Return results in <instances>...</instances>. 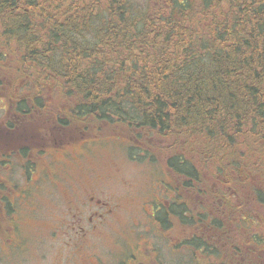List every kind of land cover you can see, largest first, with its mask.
<instances>
[{
  "label": "trees",
  "instance_id": "1",
  "mask_svg": "<svg viewBox=\"0 0 264 264\" xmlns=\"http://www.w3.org/2000/svg\"><path fill=\"white\" fill-rule=\"evenodd\" d=\"M8 56L30 86L20 98L9 77L8 98L21 116L48 109L52 140L161 153L174 186L155 223L188 232L175 244L192 264H264V0H0V69Z\"/></svg>",
  "mask_w": 264,
  "mask_h": 264
},
{
  "label": "rangeland",
  "instance_id": "2",
  "mask_svg": "<svg viewBox=\"0 0 264 264\" xmlns=\"http://www.w3.org/2000/svg\"><path fill=\"white\" fill-rule=\"evenodd\" d=\"M8 59H3L6 69H0V135L9 127L15 132L0 137V153L5 156H0V200L5 195L12 212L0 218V264H192V251L185 246L176 249V227L164 231L152 220L161 215L159 205L171 198L174 186L163 162L151 159L152 153L154 157L161 153L130 149L137 142L109 134L84 139L65 133L52 140L48 109L16 114L4 83L9 77L17 83L20 98L29 95V85L15 80L14 58ZM12 82L6 83L12 87ZM44 95L54 104L60 99L56 90ZM22 143L33 149L22 154ZM90 194L115 208L94 229L87 224V215L81 223L73 219L75 233L63 223L66 212L72 202H82ZM193 195L202 204L213 200L210 195ZM1 211L5 210L0 202ZM78 226L86 235H80ZM235 228L234 236L239 235Z\"/></svg>",
  "mask_w": 264,
  "mask_h": 264
},
{
  "label": "flooded vegetation",
  "instance_id": "3",
  "mask_svg": "<svg viewBox=\"0 0 264 264\" xmlns=\"http://www.w3.org/2000/svg\"><path fill=\"white\" fill-rule=\"evenodd\" d=\"M17 114V113H16ZM2 131V130H1ZM0 137H4L6 136V130L2 131ZM94 203V205H93ZM164 204V200L161 201V204L159 205V207ZM78 205V206H75ZM80 207V208H79ZM93 207V208H92ZM81 208L83 209H88V213L85 215H82V210H80ZM96 208H99V210H97ZM115 208V206H113V209ZM113 209L108 205V202L104 201L102 202L100 199H93V196H91V194L89 196H85L82 202H72L70 208H68L66 215L67 219L65 218L63 223H66L69 227L70 230L75 232V228L77 227V225L75 224L74 220H76V223H81V221H83V217L87 215V219L88 222L87 224L89 225V227L91 229H94L96 227L99 226V224L104 223L105 219L109 218V216L111 215ZM153 222H155V220L152 218ZM157 226V225H156ZM80 229V235H86V229L83 228L82 226H78ZM76 233V232H75ZM78 233V232H77ZM214 231L210 234V235H214ZM188 235V232L181 228L179 229V238H180V242L182 243L183 241V236ZM209 235V236H210ZM181 246V244H180Z\"/></svg>",
  "mask_w": 264,
  "mask_h": 264
}]
</instances>
